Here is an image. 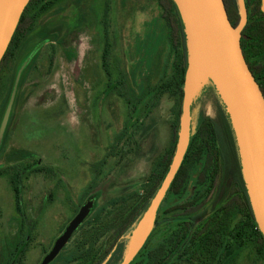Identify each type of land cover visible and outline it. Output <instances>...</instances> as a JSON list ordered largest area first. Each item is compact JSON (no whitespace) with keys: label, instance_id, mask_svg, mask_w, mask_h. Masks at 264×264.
<instances>
[{"label":"rangeland","instance_id":"374dc122","mask_svg":"<svg viewBox=\"0 0 264 264\" xmlns=\"http://www.w3.org/2000/svg\"><path fill=\"white\" fill-rule=\"evenodd\" d=\"M106 1L110 8L112 69L122 71L132 90L143 99L134 119L140 126L138 133L130 141L126 138L120 144H126L125 151L103 166L108 148L128 120L127 106L108 87L111 81L102 68L101 21ZM160 12L153 0H66L39 21L30 41L14 62L7 63L0 75V126L18 73L24 63L34 59L30 55L41 42L39 34L49 33L52 41L37 50L34 61L21 75L0 149V171L34 165L19 178L18 201L10 176L0 177V254L19 234L22 224L59 226L69 221L72 212L68 208L80 207L85 196H96L97 209H103L113 199L139 191L158 159L168 151L175 100L166 95L150 104V109L146 107L163 75L167 53ZM203 117L212 118L221 130L231 133L236 158L226 162L209 194L207 185L198 182L200 168L196 167L181 198L166 195L162 210L198 198L197 213L206 217L230 199L234 171L243 176L231 117L218 90L210 85L207 71L193 81L190 142ZM136 225L123 237L114 264H120L130 250ZM167 230H160L152 247ZM235 264L264 262L255 249L249 248L239 253Z\"/></svg>","mask_w":264,"mask_h":264},{"label":"trees","instance_id":"16d2710c","mask_svg":"<svg viewBox=\"0 0 264 264\" xmlns=\"http://www.w3.org/2000/svg\"><path fill=\"white\" fill-rule=\"evenodd\" d=\"M65 1H30L2 60L0 75L7 63L14 62L19 52L30 41L39 21ZM153 1L157 3L161 11L160 18L165 27L167 53L163 75L153 88L152 97L146 107L150 109V104L158 102L166 95L175 100L172 110V141L168 151L158 159L149 178L139 191L113 199L109 203V209L107 207L97 211L96 216L99 218L96 221L104 222L105 231L111 225L115 243L132 229L160 189L172 164L179 132L184 78L188 63L186 36L173 0ZM224 3L232 26L237 27L240 19L238 0H224ZM260 5V0H246L247 9L251 11V14L242 33L241 47L246 62L264 95V16ZM101 25L104 32L102 68L111 81L108 87L112 88V92L125 102L128 109V120L123 130L115 136L113 143L108 148L106 158L101 163L105 166L108 159L115 158L125 151L126 144H122V146L120 144L126 138L129 141L132 140V136L138 133L140 126H136L134 119L138 108L142 105L143 98L138 97L132 90L122 71L115 72L112 69L110 8L107 1ZM48 34H39L41 42L38 46L40 48L52 41ZM35 51L36 49L33 53ZM36 53L38 52H35L34 59ZM210 85L213 86L212 82ZM236 155V142L231 133L228 130H221L212 118H201L183 164L167 196H177L180 199L187 189L189 175L196 167L200 168L198 182L202 186L207 185L206 194H209L220 172L226 168V162H229L231 158L235 159ZM33 166L29 165L28 168V166L22 165L16 167L20 168L17 171L14 170L16 168L0 171V177L12 176L11 184L17 198L19 196L18 178L23 171L27 169L30 171ZM40 171L37 170L36 173ZM99 177L98 172L97 179ZM233 178L234 192L230 199L206 217L202 213H197L200 201L198 198L165 210L160 207L152 234L131 264H235L239 253L249 248L255 249L259 260L264 262V238L256 225L243 176L240 172L234 171ZM102 216L104 219L100 220ZM165 227L168 228L166 234L157 246L152 247L153 240Z\"/></svg>","mask_w":264,"mask_h":264},{"label":"water","instance_id":"95a60500","mask_svg":"<svg viewBox=\"0 0 264 264\" xmlns=\"http://www.w3.org/2000/svg\"><path fill=\"white\" fill-rule=\"evenodd\" d=\"M31 0H12L7 10L0 0V65L10 46L25 8ZM186 36L188 63L184 78L182 110L176 150L170 169L149 207L135 223L130 242L134 246L120 264H131L148 241L159 209L178 174L190 144L192 127L193 81L207 71L210 82L221 95L235 130L243 165V179L256 225L264 238V95L253 76L241 47L242 33L248 24L245 0H238L239 24L233 27L224 0H173ZM260 10L264 16V0ZM40 48L36 49V51ZM35 51V52H36ZM35 52L30 56L31 58ZM23 64L0 126V149L9 114L15 102ZM92 204L84 206L59 238L42 264H50L84 222Z\"/></svg>","mask_w":264,"mask_h":264},{"label":"flooded vegetation","instance_id":"af4514ba","mask_svg":"<svg viewBox=\"0 0 264 264\" xmlns=\"http://www.w3.org/2000/svg\"><path fill=\"white\" fill-rule=\"evenodd\" d=\"M248 13L250 15L251 11H248ZM22 165H26L29 168V163L19 166ZM14 167L16 168V166ZM19 169L16 168L14 170L17 171ZM24 172H29V169L23 171L19 178ZM11 179L12 176H10V182ZM18 190L19 196L17 198L13 188L17 201L20 198L19 185ZM96 202V196H85L80 207L68 208L72 215L69 216L68 222H64L59 226L57 223L46 222H32L29 225L22 224L19 234L7 242L2 249L3 254H0V264H27L28 259L29 264H42L50 254L55 242L65 234L70 223L80 210L90 204L93 205L90 213L50 264H114L121 251V241L125 235L116 243L114 242V232L111 225L105 231L104 222L96 221L99 218L96 216L97 211L102 210V208L97 209ZM59 217L57 216L56 219L58 220ZM103 219V216L100 217V220ZM33 258H37L35 263H30Z\"/></svg>","mask_w":264,"mask_h":264},{"label":"bare ground","instance_id":"6f19581e","mask_svg":"<svg viewBox=\"0 0 264 264\" xmlns=\"http://www.w3.org/2000/svg\"><path fill=\"white\" fill-rule=\"evenodd\" d=\"M5 2H6V6H7V10H9V8H10V6H11V2H12V0H5ZM220 138V137H219ZM132 238V237H131ZM135 241H136V238L135 239H133V242H132V244H131V248H132V246H134V244H135ZM131 242V241H130ZM129 248V247H128ZM129 252V251H128ZM128 254V253H127Z\"/></svg>","mask_w":264,"mask_h":264}]
</instances>
